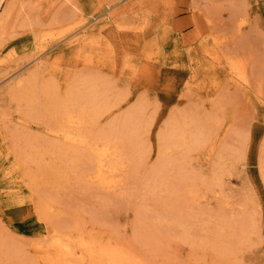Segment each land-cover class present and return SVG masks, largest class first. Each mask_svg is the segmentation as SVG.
<instances>
[{"label": "rangeland", "instance_id": "rangeland-1", "mask_svg": "<svg viewBox=\"0 0 264 264\" xmlns=\"http://www.w3.org/2000/svg\"><path fill=\"white\" fill-rule=\"evenodd\" d=\"M85 80L112 103L95 122L87 114L95 133L142 110V154L119 141L104 181L92 178L89 149L62 158L46 111V84L60 101ZM172 122L201 127L205 139L187 154L166 149L176 161L153 181ZM55 243L74 255L62 261ZM109 257L264 264V0L0 4V264Z\"/></svg>", "mask_w": 264, "mask_h": 264}, {"label": "bare ground", "instance_id": "bare-ground-1", "mask_svg": "<svg viewBox=\"0 0 264 264\" xmlns=\"http://www.w3.org/2000/svg\"><path fill=\"white\" fill-rule=\"evenodd\" d=\"M2 1L3 0H0V4L2 3ZM30 85L28 84L26 85V87L28 86L30 88ZM82 85L83 87H81L80 85L79 87L73 88L71 91L68 92L66 96L62 97L60 101L58 100L56 101L57 94L56 96H54L51 85L46 84L43 87V93L47 94L48 96L47 99L50 102L48 101L49 104L47 105V108L45 106V108L47 109L45 110L48 112H53L57 116L56 130L59 133L62 132L61 134H58V135L60 136V140L63 141V144L57 145V147H58L59 154L62 155V158L67 156L69 152H72L75 156H78L81 148L89 149L88 150L89 159L92 160V163H94V167L97 168L96 173L95 175L92 176V178L97 179L98 181H104L105 178L107 177V174H110L108 172H112L114 170L116 171L115 169L116 166L114 163L110 162L107 164L104 161L105 156L108 155L110 151H113V152L117 151L116 145L118 144L119 141H124L128 144L130 151L134 158L142 154L143 149L141 148H143L142 143L144 142L142 139L141 125L138 122L141 116L142 110L139 109L135 113H130L128 116H126V118H124L118 124H114L107 128H103L102 130L95 133L92 129L88 128V126L86 125L87 114L89 112L90 113L92 112L94 114L92 122H95V120H97L99 116L107 112L112 107L111 105L112 103L110 102V105H109L110 100H108V98H105L104 96L99 94V92L96 89L95 82H88L85 80ZM27 89L28 88H25L21 90V92L24 98H27L30 100L33 98L35 93L34 91L31 90V88L30 90H27ZM32 108H34V106H32ZM35 109H38V108H35ZM179 124L176 122H172L170 129H168L166 134L162 135L163 136V146L161 149L159 165L151 169V172H150L151 176L154 178L153 181H157L160 178H163V173H164L163 169H165L168 165L176 161V158L169 157L168 155H166V152H165L166 149L174 148V150L180 151L182 153L185 152L187 154L188 151H190L192 147L201 145L204 142L205 135L201 127H196L195 130L189 131L184 126L183 128H181ZM179 166L182 167L183 172L185 173L184 174L185 176L191 179L194 177L193 174L191 175L188 174V170H186L187 167L183 164V161H181V164L179 162ZM213 177L215 178L217 177V180H218L219 175L216 174ZM149 181L151 182V178ZM150 182H149V186H150ZM214 182L211 180V184H213ZM152 185L153 184H151V186ZM193 192H194L193 188H189L187 191L188 194H191ZM243 220L244 219L240 221V224L243 222ZM244 221L247 222L246 220ZM245 222L244 224H247ZM247 225H243L244 229L241 230L242 234L244 233L245 227ZM186 235H187V232L184 233L182 237L184 238ZM230 236H231L230 234L225 236L226 238H229L226 241L228 242V244L231 243ZM54 246L56 250L59 252L58 255L60 254L62 261H63V258L66 257L67 255L69 257L70 255L73 254L72 251L61 248L60 245L57 243H55ZM92 246H93L92 242L85 245L88 251L92 249ZM101 248L102 247H100L99 249H100V256L102 258L106 255V250H103ZM108 252L111 254L112 253L111 249ZM114 255H115L114 253L111 254V257H114ZM68 257L66 258L68 259ZM117 258L121 259L120 257H116L115 263L118 262ZM122 260L123 259H121L120 262ZM111 263L115 264L112 259H111Z\"/></svg>", "mask_w": 264, "mask_h": 264}]
</instances>
